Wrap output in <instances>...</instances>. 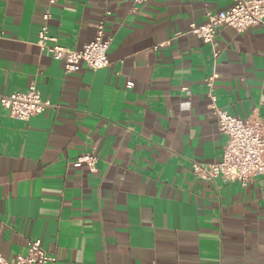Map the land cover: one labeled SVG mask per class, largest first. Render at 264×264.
I'll return each mask as SVG.
<instances>
[{
    "label": "crops",
    "instance_id": "crops-1",
    "mask_svg": "<svg viewBox=\"0 0 264 264\" xmlns=\"http://www.w3.org/2000/svg\"><path fill=\"white\" fill-rule=\"evenodd\" d=\"M233 4L0 0V96L35 81L51 103L28 121L0 103L1 253L39 238L47 264H264V175L242 185L192 168L219 162L227 142L208 76L220 107L264 120V24L223 27L214 44L189 32ZM46 10L73 50L105 20L109 66L66 73L38 45ZM86 153L96 171L76 162Z\"/></svg>",
    "mask_w": 264,
    "mask_h": 264
},
{
    "label": "built area",
    "instance_id": "built-area-1",
    "mask_svg": "<svg viewBox=\"0 0 264 264\" xmlns=\"http://www.w3.org/2000/svg\"><path fill=\"white\" fill-rule=\"evenodd\" d=\"M54 3L55 0H50ZM230 8L220 12H206V22L190 24L189 32L202 39L205 43L214 44L219 30L231 27L237 32L264 24V0H233ZM134 6H145L149 0H132ZM51 13L46 10L44 23L38 34V45L46 54L51 55L65 64V72L77 70L78 64L85 62L92 70H100L109 66V50L112 38L106 34V22L102 20L96 24V35L86 43L82 49L73 50L62 46L58 38L50 33L48 21ZM182 32L178 31L176 36ZM218 56V51H215ZM217 74L206 78L210 108L216 115L221 133L227 136L224 154L219 162L212 164L192 163L194 174L208 181L219 177L238 180L247 185L256 177L264 175V120L260 116L242 118L229 113L217 104L214 92ZM134 82L127 83L132 88ZM1 105L9 114L19 120L28 121L31 117L42 113L51 103L43 99L41 92L34 81L26 91H17L8 96H0ZM78 164H86L91 171H96L98 157L91 153L78 156ZM52 258L42 246L41 239L36 238L28 242V252L25 255L7 257L0 252V264H47ZM156 264V263H152Z\"/></svg>",
    "mask_w": 264,
    "mask_h": 264
}]
</instances>
